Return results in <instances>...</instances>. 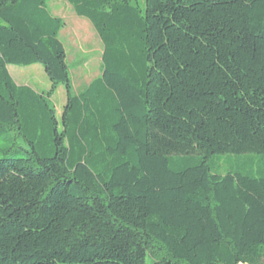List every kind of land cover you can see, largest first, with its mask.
<instances>
[{
  "label": "trees",
  "instance_id": "trees-1",
  "mask_svg": "<svg viewBox=\"0 0 264 264\" xmlns=\"http://www.w3.org/2000/svg\"><path fill=\"white\" fill-rule=\"evenodd\" d=\"M65 1L102 45L77 93L62 19L0 0V264H264V0Z\"/></svg>",
  "mask_w": 264,
  "mask_h": 264
},
{
  "label": "rangeland",
  "instance_id": "rangeland-1",
  "mask_svg": "<svg viewBox=\"0 0 264 264\" xmlns=\"http://www.w3.org/2000/svg\"><path fill=\"white\" fill-rule=\"evenodd\" d=\"M143 1L136 0L135 4L143 8ZM46 2L51 14L62 19L64 23L58 39L65 51L73 92L77 93L99 75L102 53L101 42L91 24L86 19L77 17L72 7L65 0H46ZM7 70L18 86H28L36 91H48L51 87L41 65L30 67L8 66ZM65 101V90L60 86L51 100L58 116ZM18 144L22 149H26L23 142L19 141ZM231 160L236 162L234 157ZM221 166H223L222 163Z\"/></svg>",
  "mask_w": 264,
  "mask_h": 264
}]
</instances>
